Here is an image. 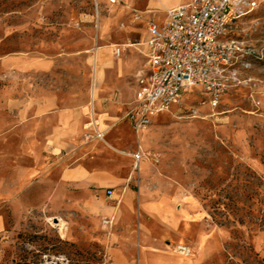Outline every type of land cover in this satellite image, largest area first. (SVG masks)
Instances as JSON below:
<instances>
[{
  "label": "rangeland",
  "instance_id": "1",
  "mask_svg": "<svg viewBox=\"0 0 264 264\" xmlns=\"http://www.w3.org/2000/svg\"><path fill=\"white\" fill-rule=\"evenodd\" d=\"M187 1L0 0V119L16 109L4 100L20 93L49 95L41 110L76 116L52 150L29 137L35 151L24 150L18 163L16 151L3 152L9 168L0 164V264H112L109 248L129 236L136 246L135 231L147 223L131 203L118 211L128 192L133 200L140 192L173 201L143 203L169 227L148 220L145 243L163 244L164 252L138 248L133 264H264V1L229 29L251 53L242 82L216 105L195 86L138 133L127 117L146 70V22L161 23L167 8ZM32 63L40 69H27ZM91 117L100 122V139L84 127ZM80 165L98 168L99 181L60 178L64 168ZM18 168L26 180L15 183ZM1 170L11 173L9 181ZM180 194L193 200L204 232L179 224ZM160 232L168 242L157 240ZM176 245L190 254L177 253Z\"/></svg>",
  "mask_w": 264,
  "mask_h": 264
},
{
  "label": "built area",
  "instance_id": "2",
  "mask_svg": "<svg viewBox=\"0 0 264 264\" xmlns=\"http://www.w3.org/2000/svg\"><path fill=\"white\" fill-rule=\"evenodd\" d=\"M262 1L189 0L167 8L161 23L146 22L141 42L146 70L137 79L133 105L127 112L135 133L151 123V115L178 104L192 87L202 88L209 103L216 105L228 88L242 82L241 72L249 64L243 58L251 50L230 38L228 32ZM113 53L119 55L121 48L115 46ZM85 126L92 132L88 136L102 138L97 120L91 118ZM141 154L140 148L133 154L134 167ZM175 250L190 254L185 245H176Z\"/></svg>",
  "mask_w": 264,
  "mask_h": 264
},
{
  "label": "crops",
  "instance_id": "3",
  "mask_svg": "<svg viewBox=\"0 0 264 264\" xmlns=\"http://www.w3.org/2000/svg\"><path fill=\"white\" fill-rule=\"evenodd\" d=\"M184 3V2H183ZM177 5V4H175ZM174 6V5H173ZM170 8V7H169ZM146 34V32H145ZM115 46H113L114 48ZM27 69H40V66L38 64L32 63L31 66L27 67ZM31 86L34 88V85L31 84ZM136 87V85H135ZM135 90V89H134ZM22 91H26L24 88H22ZM33 92V91H32ZM134 94V92H133ZM48 99L46 102H49L50 96L47 95L43 99H40L38 95H35L33 93H20L18 96H16L14 99L10 100H4L6 101L7 105L5 108L12 107L8 106L10 104L15 103V110H9L5 112V117L0 119V164L1 167L4 169L5 167H8V164L4 161H8V157L4 156L3 152L7 151H16L15 158L12 160L15 163H18V161L24 156L22 153L26 149H30L31 151H35L34 148H32L31 143L25 142V139L31 137L32 139H43L44 140V148L47 150H52V146L55 145V137L56 135L62 134V131H71L75 126L76 116L70 114V116H60V114L55 113L54 110H48L43 111L40 109V102ZM63 115V114H62ZM64 117V118H63ZM66 117V118H65ZM78 117V116H77ZM57 118L65 119V122H57ZM93 118V117H91ZM90 118V119H91ZM95 119V118H93ZM98 121V124H100L98 119H95ZM68 121V122H67ZM86 125V124H85ZM84 127L86 128V126ZM100 129V125L98 126ZM14 135L17 140L15 142L11 141V136ZM39 155L35 154L32 155L33 160H38ZM110 157V156H108ZM110 157L109 159H111ZM113 161L107 164V167L113 166ZM12 167V165H10ZM9 168V167H8ZM33 168V167H32ZM104 167H100V170H102ZM98 168H90L89 166H83L80 165V168L78 170H75V172H72V169L64 168L60 178L63 179L65 182H79V183H87V182H93V181H99L98 180ZM4 175L7 177L6 181H9L8 176L11 175L10 172L7 170H1V176L4 177ZM14 178L10 179V181L15 183H20L25 181V174L22 169H16V173L14 174ZM133 194L130 192L126 193V197L122 200V202H118L119 212L125 213L129 209H132L129 204H133V210L137 211V213L141 216H145L147 223L148 220H152L158 228H161L164 230V228H168L169 224L162 220L160 217L155 214V212L150 211V206H144L143 203H146L147 205H150L151 203H157V202H166L170 201L173 202L171 199H147L145 194H141L140 192L137 194V197L135 200H133ZM181 196H176L181 198L179 202L175 203L174 201V208L177 210L181 209L183 210V213L180 214L177 218L179 224H184L186 227L192 228L195 227V229H202L200 227L199 223V211L197 207L194 205V202L192 199H187V197L182 194ZM171 198V197H169ZM196 207V208H195ZM187 214L190 218H187ZM145 224L138 225V228L135 231L134 238L137 240V245L133 246L132 238L129 236V241L126 243L123 241V244H119V246L110 247L108 253L111 255V263L112 264H133V258L132 254L134 250L143 249L144 252H147V250H154L160 251L162 254L164 252V245H147L145 242L148 238L151 237L152 231L149 228V226ZM193 229V228H192ZM184 233H182V237L186 238L188 240V237L183 236ZM158 239L161 243L168 240L166 239V236L163 232H160L158 235ZM124 239V238H123ZM143 243V245H141Z\"/></svg>",
  "mask_w": 264,
  "mask_h": 264
}]
</instances>
